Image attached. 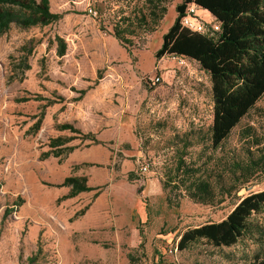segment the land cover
<instances>
[{
    "label": "rangeland",
    "instance_id": "374dc122",
    "mask_svg": "<svg viewBox=\"0 0 264 264\" xmlns=\"http://www.w3.org/2000/svg\"><path fill=\"white\" fill-rule=\"evenodd\" d=\"M155 1L49 0L59 21L27 29L13 25L0 36V249L20 264H32L31 259L41 255V240L28 241L29 228L40 217L46 220L39 225L41 234L51 235L44 259L59 264L58 237L74 212L80 209L78 217L82 215L112 184L137 188L129 177L145 181L142 196L148 195L151 214L147 233L160 255L164 241L169 256L179 264H249L264 258V212L253 216L251 232L232 247L217 248L200 240L184 251L177 249L182 233L221 222L239 197L264 191V173L238 197L221 202L219 195L214 205L195 203L174 186L176 161L183 156L194 168L208 162L219 190L222 164L228 154L243 147L245 129L264 134V96L214 150L210 75L188 59H156L164 34L178 16L176 7L184 0ZM147 3H152L157 17L164 8L166 15L150 35L144 28L135 29L132 41L141 49H132L130 57L113 37V26L118 23L125 29L121 10L130 13ZM199 15L206 21V34L216 40L220 24L210 13ZM155 77L160 81L152 83ZM103 131L116 138L107 143L92 140ZM68 148L73 150L68 153ZM57 153L62 156L55 157ZM75 154L80 155L77 163L69 161ZM68 177L100 186L88 198L80 193L70 197L71 187L61 186ZM68 201L76 204L69 206ZM161 235L171 237V242ZM105 247L110 264H139L129 260L126 244L121 245L123 255L113 244ZM154 250L149 259L156 255Z\"/></svg>",
    "mask_w": 264,
    "mask_h": 264
},
{
    "label": "trees",
    "instance_id": "16d2710c",
    "mask_svg": "<svg viewBox=\"0 0 264 264\" xmlns=\"http://www.w3.org/2000/svg\"><path fill=\"white\" fill-rule=\"evenodd\" d=\"M165 2L155 1L161 4ZM190 4L208 11L220 24L216 40L181 26V18ZM151 5L130 13L122 9L125 29H121L118 23L113 26V37L130 57L133 56L132 49H141L132 41L136 37L135 29L144 28V33L150 35L157 31L158 22L166 15L164 8L157 17ZM176 12L178 16L164 34L156 59L166 56L188 59L197 62L210 75L214 101L210 140L212 148L217 150L264 96V0H184L176 7ZM60 18L59 14L51 12L49 0H0V36L13 25L23 29L46 27ZM125 36L130 39H124ZM243 134V147L228 154L222 171L219 175L217 173L219 190L211 179L210 170L214 169L208 168V162L194 168L183 156L176 161L174 186L183 190L195 203L204 205H214L219 195L222 196L221 202L238 197L245 186L264 173V134H258L253 127L245 129ZM92 140L97 142L95 138ZM72 150L68 148L66 151L70 153ZM49 154L46 153V156ZM61 156L59 153L55 155ZM129 181L138 183L137 194L142 196L145 181L132 177H129ZM61 186L71 187L70 197L94 190L86 185V178L68 177ZM261 212H264V191L239 197L226 219L184 232L177 249L184 251L200 240L217 248L232 247L251 232V220ZM36 258L31 259L32 264H37ZM129 260L136 262L137 259L129 255ZM249 264H264V258Z\"/></svg>",
    "mask_w": 264,
    "mask_h": 264
},
{
    "label": "crops",
    "instance_id": "0c3cea01",
    "mask_svg": "<svg viewBox=\"0 0 264 264\" xmlns=\"http://www.w3.org/2000/svg\"><path fill=\"white\" fill-rule=\"evenodd\" d=\"M201 12L209 13L205 10H201ZM114 43L115 41L112 40L111 44L114 45ZM123 50L125 51V49ZM114 138L116 137L113 136V133L108 131L100 132L96 136V140L100 143L110 142ZM79 158L80 155H71L69 161L77 163ZM103 159L105 162L109 161V155L105 152ZM64 168L66 169V166ZM102 181H106V179H102ZM97 186L100 185H89L91 188ZM91 192L80 194L84 198H88L87 196ZM146 196L148 195L146 194L144 197L138 195L134 185L112 184L97 195L88 209L84 210V213L82 212V215L78 217L80 209L75 211L71 217L74 219H70L71 222L64 229L65 232L58 237L59 264H110L112 261L109 258V248L105 246L111 244L115 246L120 255H123L121 245L126 244L127 251L138 260L139 264L143 262L145 264H179L178 261H175L177 259L174 260L169 256L168 243L163 241L162 244L165 246H159L158 250H161L162 255L154 250L153 239L147 233L151 225V214ZM67 204L73 206L76 202L68 201ZM61 218L64 219L63 216ZM37 221L38 224L29 228L28 241L33 244L37 240H41L42 251L37 264H50L44 258L46 247L49 245L46 243H50L51 235L49 236L46 231L41 234L42 227L39 225L46 223V220L40 217ZM181 235L178 237V242ZM159 237L171 242L169 236L161 235ZM153 250L156 255L149 259L148 255L152 254ZM0 264L20 263L14 255H5L3 249H0Z\"/></svg>",
    "mask_w": 264,
    "mask_h": 264
},
{
    "label": "built area",
    "instance_id": "2783aa9c",
    "mask_svg": "<svg viewBox=\"0 0 264 264\" xmlns=\"http://www.w3.org/2000/svg\"><path fill=\"white\" fill-rule=\"evenodd\" d=\"M201 9L196 6L195 4L188 5L185 15L181 18V26L193 33H199L203 35L206 34V21L200 17L199 12ZM89 13L91 15H95V12H93L92 9L89 10ZM152 83H156L160 81L159 77H155L150 79ZM141 172L145 174L147 172V167L143 166L141 167Z\"/></svg>",
    "mask_w": 264,
    "mask_h": 264
}]
</instances>
